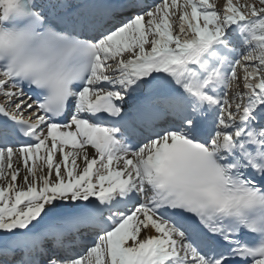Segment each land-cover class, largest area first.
<instances>
[{
	"label": "snow or ice",
	"instance_id": "snow-or-ice-1",
	"mask_svg": "<svg viewBox=\"0 0 264 264\" xmlns=\"http://www.w3.org/2000/svg\"><path fill=\"white\" fill-rule=\"evenodd\" d=\"M0 264H264V0H0Z\"/></svg>",
	"mask_w": 264,
	"mask_h": 264
}]
</instances>
